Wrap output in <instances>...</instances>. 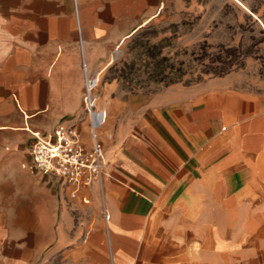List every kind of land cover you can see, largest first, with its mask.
Returning <instances> with one entry per match:
<instances>
[{
  "label": "crops",
  "instance_id": "crops-1",
  "mask_svg": "<svg viewBox=\"0 0 264 264\" xmlns=\"http://www.w3.org/2000/svg\"><path fill=\"white\" fill-rule=\"evenodd\" d=\"M166 1L0 0V264H264V90L104 81ZM58 124L97 134L101 185L22 169Z\"/></svg>",
  "mask_w": 264,
  "mask_h": 264
},
{
  "label": "rangeland",
  "instance_id": "rangeland-1",
  "mask_svg": "<svg viewBox=\"0 0 264 264\" xmlns=\"http://www.w3.org/2000/svg\"><path fill=\"white\" fill-rule=\"evenodd\" d=\"M140 27L116 51L105 82L148 92L226 77L264 90V0H168Z\"/></svg>",
  "mask_w": 264,
  "mask_h": 264
},
{
  "label": "built area",
  "instance_id": "built-area-1",
  "mask_svg": "<svg viewBox=\"0 0 264 264\" xmlns=\"http://www.w3.org/2000/svg\"><path fill=\"white\" fill-rule=\"evenodd\" d=\"M82 70L85 74L82 104L92 126H95L103 121V115L95 113L94 92L98 79L86 75L85 65H82ZM32 136L34 142L30 148V160L21 166L22 169L35 176L58 179L75 190L93 183L102 184L106 163L103 146L93 130L90 149L82 144L78 130L66 124H58L47 137L39 134ZM104 217L107 220V215L104 214Z\"/></svg>",
  "mask_w": 264,
  "mask_h": 264
}]
</instances>
